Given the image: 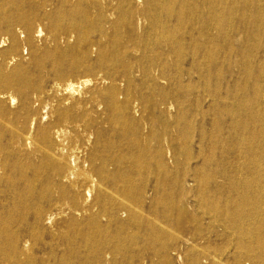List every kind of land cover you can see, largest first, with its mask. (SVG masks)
<instances>
[{
  "label": "bare ground",
  "instance_id": "1",
  "mask_svg": "<svg viewBox=\"0 0 264 264\" xmlns=\"http://www.w3.org/2000/svg\"><path fill=\"white\" fill-rule=\"evenodd\" d=\"M44 31L57 45L75 39L83 57L96 54L100 64L73 59L66 69L70 56L61 52L46 71L47 85L20 84L17 96L0 91V264H120L127 255L133 264L141 250L123 248L124 234L111 230V222L140 221L137 237L157 248L169 229L156 222L160 215L186 232L180 247L164 252V262L264 264V0L0 5L1 42L12 50L26 41L36 57ZM220 51L228 64L206 71L201 85L189 89L171 155L156 143V124L169 120L172 104L167 95L158 100L147 92L170 81L173 63L181 71L179 61L189 56L192 66L205 67ZM89 87L95 90L84 95ZM123 123L134 126L130 139L126 132V141L106 137L105 124ZM181 140L183 206L173 214L169 189L138 185L136 173L155 155L161 171L176 165ZM81 220L96 222L95 239L73 248L71 241L85 235ZM224 239L233 248H217Z\"/></svg>",
  "mask_w": 264,
  "mask_h": 264
},
{
  "label": "rangeland",
  "instance_id": "2",
  "mask_svg": "<svg viewBox=\"0 0 264 264\" xmlns=\"http://www.w3.org/2000/svg\"><path fill=\"white\" fill-rule=\"evenodd\" d=\"M6 1L8 2V0ZM3 2L4 0H0V5ZM26 5L29 6L28 4ZM9 10L11 13H13L15 11V7L10 5ZM95 26L96 24L91 25V30H94L93 28ZM44 33L45 34L37 42L41 48V53L36 57L31 53V49L26 41H22L17 49L12 50L9 42H1L0 36V64L3 66L0 68V91L17 96V88L20 84L31 83L35 84L37 87L40 85H47L48 82L51 81L52 76L48 75L46 71L50 69L53 60L57 55L61 54V52H66L65 54L70 56L67 58L69 61L63 63V67L66 69L69 68L73 59H77L84 65L95 64L98 66L100 64L96 54H93L88 60L85 59L79 49L82 44L75 39L71 41L69 45L64 40H62L61 43L57 45L55 41L47 38L45 31ZM220 43L222 49L225 48V43L223 40L220 41ZM70 47L75 48L70 49ZM158 49L160 48H156V50ZM153 58L150 59L156 60L155 57ZM175 61L176 59H174V62ZM192 63L193 59L189 56H187L184 60L179 61V64L182 67L181 71L176 70V64L173 63L174 65H171L170 81H165L161 83V87L147 92L148 96L158 100L162 99L163 94L167 95V99L172 104L168 118L169 120H161L156 124V143L158 145L164 146V149L165 147L169 146L168 150H170L171 155L174 154L176 149L172 145L171 139L175 138L177 135H180V125H183L185 100L189 89L201 85V79L206 71L220 70L222 67L228 64L227 61L224 60V57H222L221 51L219 58L210 65L208 64L205 67H200L201 65L197 64L192 66ZM19 65H23V67L20 68L21 72L19 74L14 73L13 76L11 73L15 71ZM86 75L87 74L85 73H77L73 75V77L79 78L82 76L85 77ZM89 77L92 78V76ZM109 85L110 82H107L103 85V87L107 88ZM93 90H95L93 87L83 88L82 92H84V95H89ZM107 96V94H104L101 97L102 99L106 100ZM19 105V99L17 98L15 104L16 108H19ZM178 121L181 122L180 125L178 124ZM90 126L94 128L95 125L90 123ZM133 129L134 126L132 124L123 123L122 125L117 126L114 124H105L104 130L106 132V137L112 138L114 142L117 143L121 139L125 140V138L122 136L124 132L127 133L130 139L132 137ZM140 131L144 134L147 132V130L145 131L142 128H140ZM177 150V164L171 166L167 171H161V168L157 164H154L156 158L155 155L152 159H148L143 164V171L141 173H136V181L138 185L140 183H146L147 185L152 186L154 184L160 183L169 189L166 191V193L171 192L174 198V202L169 205L173 214H176L177 207L183 206V201L180 199L181 194L177 187V180H183L185 177V149L183 140L179 142ZM125 151L127 152V149H125ZM44 184L45 181L43 180L41 183L36 185V189L41 192ZM145 207L147 208V203L145 204ZM158 207L160 209H164L165 204H161ZM154 218L159 225L169 228L165 233L166 235L163 236L162 239L157 240V248L147 247V244L145 242H141V240H139L140 237H137L139 232L142 231L140 228V221L132 222L129 218H125L122 220V222H111V230L121 229L124 234V238L122 239L123 248H136V251L141 250L142 255L139 258L136 257L133 264H144V261L145 264H172L163 261L164 252L168 248L180 247L186 236V232L183 227L176 228L175 226H169L168 222L163 218V215L157 217L154 216ZM178 219L181 225H183V216H179ZM80 223L84 226L85 235L76 238L74 241H71V245L73 248H88L87 243L93 242L95 239L92 228L96 222L94 220H81ZM101 223H107V220L103 219ZM217 223L220 224L219 222ZM64 241H67V238H65ZM221 241L222 242L218 244L217 248H233V245L226 242L225 239ZM184 247L182 246L181 248ZM119 260L121 261L120 264H130L129 255L125 257H119Z\"/></svg>",
  "mask_w": 264,
  "mask_h": 264
}]
</instances>
